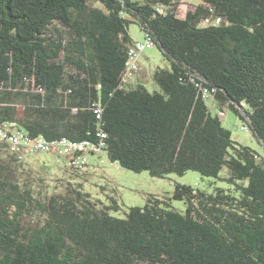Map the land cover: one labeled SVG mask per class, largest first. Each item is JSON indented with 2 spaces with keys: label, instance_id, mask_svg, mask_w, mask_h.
<instances>
[{
  "label": "trees",
  "instance_id": "1",
  "mask_svg": "<svg viewBox=\"0 0 264 264\" xmlns=\"http://www.w3.org/2000/svg\"><path fill=\"white\" fill-rule=\"evenodd\" d=\"M179 4L0 0V125L102 141L110 162L134 172L194 170L226 184L175 183L171 197L115 217V199L104 204L80 181L50 189L0 143V264H264V155L234 140L203 97L214 89L264 151V0H201L183 17ZM132 22L168 61L152 91L122 80Z\"/></svg>",
  "mask_w": 264,
  "mask_h": 264
},
{
  "label": "rangeland",
  "instance_id": "2",
  "mask_svg": "<svg viewBox=\"0 0 264 264\" xmlns=\"http://www.w3.org/2000/svg\"><path fill=\"white\" fill-rule=\"evenodd\" d=\"M199 3L201 0H180L177 14L183 17L187 10ZM128 32L132 38L139 40L143 38V32L135 22L129 24ZM158 66L166 67L168 61L163 58L158 47L153 45L142 53L139 59V70L129 80L135 82L140 77L148 90L157 89L152 73ZM208 102L211 113L219 116L222 126L230 131L234 140L264 155L262 146L249 129H243V120L231 108L221 111L212 100ZM24 161L27 163L29 174L36 179L43 177L50 189L55 185L80 181L85 191L104 204H110L111 198L115 199L119 208L110 210L109 213L121 218L125 217V212L129 207L143 206L150 195L171 197L175 183L188 184L193 188L208 192H212L215 186H226L224 182L201 176L194 170H188L183 175L168 173L163 177L151 176L146 170L134 172L121 167L116 162H110L105 155L101 157L90 155L87 166L82 171L73 174H69L65 169L66 158L55 153L27 155ZM171 205L182 212L186 208L183 200L172 198Z\"/></svg>",
  "mask_w": 264,
  "mask_h": 264
},
{
  "label": "built area",
  "instance_id": "3",
  "mask_svg": "<svg viewBox=\"0 0 264 264\" xmlns=\"http://www.w3.org/2000/svg\"><path fill=\"white\" fill-rule=\"evenodd\" d=\"M159 12L162 8H157ZM219 18H205L203 24H218ZM154 45L152 38L147 32H143L142 40L133 41L127 50V59L122 80L126 81L139 67V59L142 53ZM214 89H203V97L211 100V94ZM244 130L248 127L243 124ZM104 138V133L99 134ZM0 143L6 146V149L15 154L19 160L24 159L27 155L39 153H55L66 158L65 166L69 170L82 171L88 163L90 155L101 157L105 155L103 147L105 144L101 141L94 144L88 140L74 141L66 137L57 139H45L41 136L30 137L23 130L18 129L15 123H4L0 125Z\"/></svg>",
  "mask_w": 264,
  "mask_h": 264
},
{
  "label": "crops",
  "instance_id": "4",
  "mask_svg": "<svg viewBox=\"0 0 264 264\" xmlns=\"http://www.w3.org/2000/svg\"><path fill=\"white\" fill-rule=\"evenodd\" d=\"M192 8H193V6H192ZM131 39H132V42H133V41H136V40H139V39H135V38H132V37H131ZM138 79H139V77H138ZM132 82H133V81H130V83H132Z\"/></svg>",
  "mask_w": 264,
  "mask_h": 264
}]
</instances>
